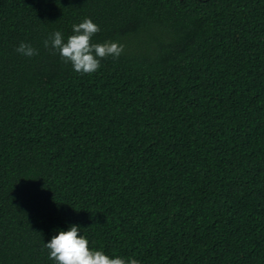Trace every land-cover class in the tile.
<instances>
[{
    "label": "trees",
    "instance_id": "1",
    "mask_svg": "<svg viewBox=\"0 0 264 264\" xmlns=\"http://www.w3.org/2000/svg\"><path fill=\"white\" fill-rule=\"evenodd\" d=\"M84 17L124 44L92 73L43 45ZM73 223L139 264H264V0H0V264Z\"/></svg>",
    "mask_w": 264,
    "mask_h": 264
},
{
    "label": "clouds",
    "instance_id": "2",
    "mask_svg": "<svg viewBox=\"0 0 264 264\" xmlns=\"http://www.w3.org/2000/svg\"><path fill=\"white\" fill-rule=\"evenodd\" d=\"M99 30V25L90 17H84L79 23L72 24L71 35L65 38L61 31H55L43 41V45H50L66 62L71 63L75 72L92 73L100 67L101 58L118 57L124 49V44L118 41L91 42ZM37 51L31 43L23 41L16 48L17 53L27 57L36 55ZM43 246L53 264H139L133 257L125 259L109 255L102 249L90 248L88 238L75 223L66 229H56Z\"/></svg>",
    "mask_w": 264,
    "mask_h": 264
}]
</instances>
